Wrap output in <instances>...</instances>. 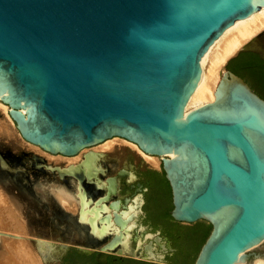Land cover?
<instances>
[{
  "label": "water",
  "instance_id": "1",
  "mask_svg": "<svg viewBox=\"0 0 264 264\" xmlns=\"http://www.w3.org/2000/svg\"><path fill=\"white\" fill-rule=\"evenodd\" d=\"M263 9L264 0H0V102L21 139L47 154L75 157L120 138L161 158L171 217L212 227L194 264L264 260L250 253L264 243V99L227 68L264 30L222 66L214 100L186 113L204 55ZM90 160L86 174L58 170L83 184L90 206L70 194L77 210L65 208L66 225L26 214L3 177L2 195L30 236L0 230V248L23 239L43 264H63L70 249L170 264V240L139 223L143 195L116 199L117 178H98L106 172ZM0 163L9 165L1 152ZM94 179L98 199L85 192Z\"/></svg>",
  "mask_w": 264,
  "mask_h": 264
},
{
  "label": "bare ground",
  "instance_id": "2",
  "mask_svg": "<svg viewBox=\"0 0 264 264\" xmlns=\"http://www.w3.org/2000/svg\"><path fill=\"white\" fill-rule=\"evenodd\" d=\"M262 30H264V9L259 12H256L247 19L238 21L235 25L227 29L224 34L210 47L208 52L204 55V59L202 60L203 75L201 82L199 83L198 87L192 95L186 113L191 110V106H194V108H198L214 100V92L219 82V72L222 66L237 50H239L242 46L248 43L254 36H256ZM0 106L7 108V106L3 103H0ZM112 141L113 140H111L110 142ZM110 142L107 143L106 146H110ZM130 144L138 148L135 144L131 142ZM36 148L37 147H35V149ZM141 153L146 157L147 162L151 165L157 166L159 164L158 158L146 155L143 152ZM91 158L93 157H90V159ZM98 160L96 159V161ZM49 161V163L51 164L53 162L52 158H49ZM90 162L92 163V159L90 160ZM8 164L9 165H3L2 163H0V180L3 181V177H8L10 180H12L14 185V191L11 195L19 206H23L25 213H35V216H37V218H39V221L45 226H50L52 223H61L66 225L68 223L66 216L64 215L63 211H61V209L58 207L57 202L55 201L56 199L49 193L47 194L45 192V187L41 184V186L39 185L40 187L35 186L36 181H34L33 176L30 173L24 172L22 168L16 164ZM78 168H80L81 171L84 172V174L90 171V168L88 169L87 167L83 166L82 163L78 166ZM26 180H30L31 184L33 185H31L30 183L29 185H25ZM9 184L11 183L7 182L6 184H4L7 185L5 186V188L8 192H12V188ZM81 187L84 188L83 184L81 185ZM81 187H79V189ZM82 192L83 190L80 189L76 194L79 197L82 196L80 199H83V205L85 207L84 209L88 210L90 209L89 200ZM57 197V201L63 204L64 208H66L68 211L70 210L75 212L77 210V206L72 203L73 198L70 195L64 194L62 191H60ZM39 199L42 200L41 204L39 203ZM19 217L20 216L16 214V212L11 208V206L8 205L6 198L3 197V195H0V226H10L17 230H24V228L22 227L23 224L21 223L22 221L20 222ZM86 217H88V215H86ZM53 219H55L54 222H52ZM124 245L126 246V244ZM4 254L7 256H0V259L4 257L3 261L0 260V264H34L32 263L33 260L30 255V251L27 245L23 242H20L14 247V252L12 254H14L16 258H9L10 255L7 251L4 252ZM237 264H248V262L239 261ZM255 264H264V260L260 259Z\"/></svg>",
  "mask_w": 264,
  "mask_h": 264
},
{
  "label": "flooded vegetation",
  "instance_id": "3",
  "mask_svg": "<svg viewBox=\"0 0 264 264\" xmlns=\"http://www.w3.org/2000/svg\"><path fill=\"white\" fill-rule=\"evenodd\" d=\"M246 52H251L253 54H256L261 59L264 60V35L258 40V43L256 45V48H254V50L246 51ZM2 143L3 145H0V152L5 156L8 163L16 164L19 167H21L24 172L30 173L33 176L34 181H36L35 186L40 187L41 185H43L45 187V192L47 194L49 193L51 196H53L56 199L55 201L57 202V205L61 209V211H64L65 208L63 204L57 201L58 199L57 195L59 194L60 191H62L64 194L67 195L70 194L75 195L78 202H81L80 199L81 197H79L76 194L79 191V186L77 185L76 180L74 178L72 179L70 177H67V179L64 181L61 178L58 170L60 171L62 170L69 171L71 169L77 170L78 166L82 163L85 157L88 156V157H93L91 158L92 159L91 165L92 168H94L93 170L97 168L100 171L102 169L103 171L106 172L105 177L101 173H98L99 175L98 178L102 179L103 181H105L108 178V176L117 178L118 184H117V194L115 195L116 199L121 198V200L124 202L126 198H134V196L138 194L143 195L144 204L142 206V213L139 214V223H142L143 225L149 228L150 226L149 219L157 218L159 216L161 194L156 188L158 184V177L159 176L165 177L162 171V163L160 165V170H158L154 168V166L149 164L147 160L143 158V156H141V154L139 153H134L130 151L127 152L120 151L118 153H114L111 152L109 149L95 150L94 147H91L81 153L82 156L80 160H78L77 162L68 164L66 161H62L60 164L58 163V165L55 166L52 163L51 164L48 163V160L46 158L34 155L30 159L27 157L28 156L27 152L20 151L19 149L16 148L15 150H13L14 148L11 143L8 142H2ZM52 156H61V155H52ZM62 157L68 158L64 156ZM69 158H74V157H69ZM96 159L97 160L99 159L98 161L100 163L96 161ZM97 181H98L97 179H94L92 183H88V185L85 184V192L88 195L91 194L90 196H92L95 199H98L101 196L100 194L101 192L98 191L99 187L97 185L98 183ZM82 193H84V188ZM52 221H55V219H53ZM160 232L162 237H167L170 240L171 246L174 249V251H168L165 253V257L167 261V257L172 256L175 253H178V250L174 247L173 241L168 236L164 235L162 231ZM73 250L76 249H70L69 251L65 252L64 255L68 254ZM184 250L185 248L181 249V251ZM76 251L78 252V254H80L83 257L82 260L83 264H87V263L91 264V261L87 262L86 259L91 260L92 258H95V261L98 264H106L110 257L127 258V257H119L116 255H100L98 251H95L93 254H84L79 252L78 250ZM127 259H131V258H127Z\"/></svg>",
  "mask_w": 264,
  "mask_h": 264
},
{
  "label": "trees",
  "instance_id": "4",
  "mask_svg": "<svg viewBox=\"0 0 264 264\" xmlns=\"http://www.w3.org/2000/svg\"><path fill=\"white\" fill-rule=\"evenodd\" d=\"M228 70L244 78L251 88L264 99V60L251 52H241L230 60ZM161 194L159 216L150 218L149 223L168 236L178 250L172 256L167 257L170 264H194L198 254L211 232V225L206 222H198L185 225L176 222L170 215L173 208L171 189L166 178L158 177L157 188ZM185 248L184 251H181ZM83 257L73 250L63 258V264H83ZM91 264H98L95 258L86 259ZM88 264V263H87ZM106 264H152L127 258L110 257Z\"/></svg>",
  "mask_w": 264,
  "mask_h": 264
},
{
  "label": "rangeland",
  "instance_id": "5",
  "mask_svg": "<svg viewBox=\"0 0 264 264\" xmlns=\"http://www.w3.org/2000/svg\"><path fill=\"white\" fill-rule=\"evenodd\" d=\"M221 71H222V69H220L219 79L218 80H220ZM7 108H4V107L0 106V128H1L0 129L1 130L0 131V145H3L2 142L11 143L13 145V148H14L13 150H15V148H16V149H19L20 151L27 152L28 153L27 157L30 158V159H31L32 156L37 155V156L46 158L48 160V163H49L50 162L49 158L50 159L52 158V160H53L52 164H54L55 166L58 165V163L60 164L62 161H66L68 164H71V163H74V162H77L78 160H80L82 154H80L79 156L74 157L73 160H72V158L71 159L70 158H63L62 156H52L50 154L46 155L47 153H45L42 150L38 149V147L36 148L38 150H36L35 146H32V145H29V144L25 143L21 139L19 133L17 132L15 124L10 119V117L8 115V110L9 109H7ZM193 108H194V106H191L190 109H193ZM111 140H113V141L110 142ZM111 140H109L110 146H106V144L109 143L107 141V142L104 143L105 145L101 144V145L95 146L94 149L95 150H106V149L108 150L110 148L109 150L111 152H114V153H118L120 151H122V152L130 151V152H134V153H139V154H141V156H143V158L146 159V157L140 152V150L138 148L134 147L133 145H131L130 142H127L126 140H123V139H120V138H113ZM118 149H120V150H118ZM156 158H158L159 164L157 166H154V168L160 170L161 159L159 157H156ZM58 159H60V160H58ZM0 195H2L1 189H0ZM8 205L11 206L9 203H8ZM11 208H12V206H11ZM18 216H19V214H18ZM19 219H20V222H21L22 219L20 217H19ZM21 223L23 224L22 227L24 228V230H17V229H14L13 227H10V226H0V230L6 231L8 233L16 234L18 236H26V237L30 236L29 228L24 224L23 221ZM149 228L152 230V232L161 231L158 228L153 227L152 225H150ZM20 242H23V243H25L27 245V247H28V249L30 251V255L32 257V260H33L32 263H34V264H43V262H42L40 256L38 255L35 247L32 246L29 242H27V241H25L23 239L22 240H16V241L13 240V239H4V240H2L1 248H0V256H7V255L4 254V252L7 251L9 253V255H10L9 258L10 257L16 258V256L14 254H12V253L14 252L15 245L19 244ZM250 253H256V254L264 255V243L261 244L260 246L256 247V248H254L253 250H251ZM64 256L65 255H63V258H64ZM3 258L4 257H2V259H0V260L3 261ZM63 258H62V261H63ZM259 260L260 259H255L252 256L249 259L248 264H255Z\"/></svg>",
  "mask_w": 264,
  "mask_h": 264
}]
</instances>
